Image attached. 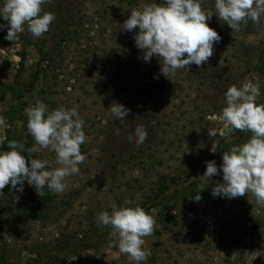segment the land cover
Returning <instances> with one entry per match:
<instances>
[{"label":"rangeland","instance_id":"374dc122","mask_svg":"<svg viewBox=\"0 0 264 264\" xmlns=\"http://www.w3.org/2000/svg\"><path fill=\"white\" fill-rule=\"evenodd\" d=\"M162 2L53 0L42 5L56 17L43 36L34 38L25 25L9 41L7 28L0 29V116L6 120L0 136L8 129L23 135L21 115L40 99L50 111L76 107L87 137L80 146L87 159L66 178L63 193L45 186L39 196L27 181L22 192L11 184L2 190L0 264H135L120 253L111 227L95 218L111 214L113 206L136 205L156 221L154 234L143 238L151 255L140 264H264V208L248 194L213 196L222 170L210 181L203 177L207 161L219 169L223 152L252 135H219L227 88L258 84L256 103L264 104V16L259 25L249 20L232 32L215 15V0H201L214 13L207 23L221 40L206 64L166 78L157 57L142 59L134 41L139 29L123 30L133 8ZM20 90L16 98L13 91ZM113 102L131 110L124 120L112 116ZM139 125L147 139L137 145L128 137ZM208 129L218 135L208 136ZM32 158L47 160L46 170L58 167L50 149ZM29 194L47 200V212L37 219L28 216Z\"/></svg>","mask_w":264,"mask_h":264},{"label":"clouds","instance_id":"9594fccd","mask_svg":"<svg viewBox=\"0 0 264 264\" xmlns=\"http://www.w3.org/2000/svg\"><path fill=\"white\" fill-rule=\"evenodd\" d=\"M52 2L3 0L0 17L7 23L0 24V29L7 28L5 39L14 41L25 31V25L34 38L43 36L56 17L52 12L43 11L42 5ZM214 8L215 15L232 32L240 31L241 24L246 25L249 20L259 25L264 16V0H215ZM213 14L202 8L201 0H163L162 3L147 4L142 9L133 8L123 23V30L139 29L134 41L143 52L142 59L150 62L153 56L157 57L161 74L168 78L193 63L197 66L206 64L212 57L213 45L221 40L217 31L207 23ZM224 95L226 106L221 116L224 130L219 135L226 136L233 131L251 132L252 135L246 142L223 152L219 169L215 161H207L203 177L210 181L222 170L223 183L216 182L213 196L233 199L248 194L264 208V104L256 103L260 95L259 85L245 81L239 88L229 86ZM130 111L118 102L110 106V112L117 120H124ZM25 114L27 132L38 147L25 148L24 143L0 136V146L7 140L10 149L0 151V195L9 184L11 189L22 192L25 181L36 188L39 196L45 186L53 193H63L67 187L66 178L78 174L79 165L87 159L80 147L87 140L83 131L84 120L76 107H59L50 111L40 99L27 107ZM5 126L6 120L0 116V128ZM217 135L216 129H208V136ZM133 137L137 145L145 142L147 131L143 125L137 126L134 134L129 135V142ZM41 148L56 154L58 167L46 170L47 160L32 158V154ZM23 152L28 156L22 155ZM194 199L199 201L202 197L197 194ZM132 203L131 200L124 202L125 205ZM95 219L98 225L111 227L110 235L116 238L120 253L126 254L130 261L140 264L150 257L151 252L142 247L145 244L143 238L154 234L156 221L142 207L113 206L111 214L102 211Z\"/></svg>","mask_w":264,"mask_h":264},{"label":"trees","instance_id":"16d2710c","mask_svg":"<svg viewBox=\"0 0 264 264\" xmlns=\"http://www.w3.org/2000/svg\"><path fill=\"white\" fill-rule=\"evenodd\" d=\"M19 64H20L19 68L17 69L16 75H15V83L19 82L18 81V76H19L20 71H21V69L23 67V64H24V56L23 55L20 57ZM35 77H36V73L33 76V80H34ZM13 94H15L16 98H21L22 95H23V92H22V90L18 91L17 93L13 91ZM21 119H22L23 124H24V133H23V135H17L16 133H14L10 129H8L7 132H6V136H7V140H17V141H19L21 143H24L25 148H28V147L32 146V143H33L34 139L27 132V119L28 118H27L25 113H22ZM7 140L5 141L4 145H2V148H3L4 151L10 150V149H8V146H7ZM21 154L26 156L28 153L23 152ZM42 198H43V200L40 201L36 197V195L29 194L28 201H27V204H28L27 212H28V216L30 218L37 219V218H39L41 216V213L44 214V213L47 212V207H46V206H48L47 205V200L44 198V196Z\"/></svg>","mask_w":264,"mask_h":264}]
</instances>
